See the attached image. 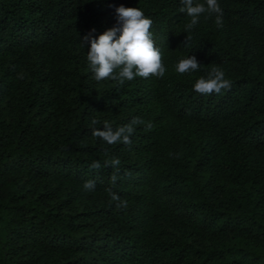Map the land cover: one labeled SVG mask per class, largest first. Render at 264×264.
Instances as JSON below:
<instances>
[{
    "label": "trees",
    "instance_id": "1",
    "mask_svg": "<svg viewBox=\"0 0 264 264\" xmlns=\"http://www.w3.org/2000/svg\"><path fill=\"white\" fill-rule=\"evenodd\" d=\"M218 2L222 28L185 33L181 0H0V264H264V0ZM121 5L152 20L163 78L94 79L83 37ZM213 65L230 90L196 93ZM134 117L130 145L92 135Z\"/></svg>",
    "mask_w": 264,
    "mask_h": 264
},
{
    "label": "clouds",
    "instance_id": "2",
    "mask_svg": "<svg viewBox=\"0 0 264 264\" xmlns=\"http://www.w3.org/2000/svg\"><path fill=\"white\" fill-rule=\"evenodd\" d=\"M183 5L180 8L182 13L190 18V22L185 25V33H189L199 23L201 15L207 13L205 18L215 16L217 27H223V9L218 0H204L203 3H194V0H181ZM116 25L105 30L102 34L94 36L95 29H92L83 37V41L88 42L90 47L86 53L87 61L93 77L96 81L110 79L123 85L125 81H132L136 77L140 78H163L166 68L162 63V53L152 38L150 31L152 20L145 16L144 12L136 8L124 7L123 5L115 8ZM190 36H186V44ZM83 45V43H82ZM84 46V45H83ZM201 64L195 56L181 59L175 66L177 73L185 74L196 72ZM18 78L23 79V75ZM232 81L225 78L222 68L213 65L206 77H200L193 85V90L201 95L219 94L222 90H230ZM100 121L92 119L91 125L93 137L99 138L108 145L117 143L131 144L130 137L135 132V126L143 124L140 117H134L129 123L113 129L109 121L103 122V130L94 127ZM150 127V124H149ZM107 155V153H105ZM120 159L111 157L104 161V166L113 167L116 171L111 174L110 182L115 185L118 180ZM91 167L99 169L102 167L99 161H93ZM85 191L95 189V181L84 182ZM112 201H116V207L124 208L126 201L106 188Z\"/></svg>",
    "mask_w": 264,
    "mask_h": 264
}]
</instances>
